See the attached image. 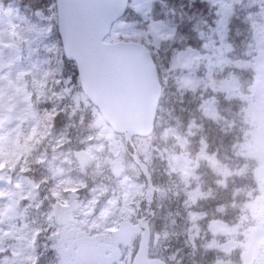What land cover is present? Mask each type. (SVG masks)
Masks as SVG:
<instances>
[{
	"label": "rangeland",
	"instance_id": "374dc122",
	"mask_svg": "<svg viewBox=\"0 0 264 264\" xmlns=\"http://www.w3.org/2000/svg\"><path fill=\"white\" fill-rule=\"evenodd\" d=\"M211 1L219 6V16L213 25V33H217L221 39L216 52L201 54L187 49L179 54L173 66L191 68L181 78L185 86H198L200 91L211 90L212 93L223 90L227 92L226 96H235L245 102L244 115L249 128L244 141L236 147L244 158L229 165L224 164L220 162L217 150L210 149L211 146L203 139L192 154L186 148V137L175 134L178 146L171 143L169 148H165L166 174L181 179L190 206L201 203L203 195L208 196L201 206L203 210L188 215L187 224L180 231L195 261L207 256L210 264H264V51L251 62H232L254 69L251 82L248 80V86L240 91L234 71L222 73L224 64L230 63L225 55L228 45L223 37L233 16L232 5L236 0ZM129 7L148 18L147 25L138 28L134 21L121 18L111 27L107 41H114L123 35L125 37L137 30L148 37L150 43H156L161 35L166 34L167 28L162 21L149 19L151 0H129ZM34 13L41 15L39 11ZM261 14L264 17V9ZM44 33V25L28 21L13 5L0 9V125L4 128L0 132V264H59L64 255L67 257L68 248L71 249L72 255L69 257L72 259L75 235L72 236L70 231L74 229V224L78 222L80 229L83 226L97 230L100 238L112 229L117 220L133 215L137 202L139 212L143 211L145 205L143 179L131 160L129 146L124 137L112 131L94 107H89L94 133L92 131L79 142H64L65 132L51 136L48 157L42 159L40 154L34 158L36 161L27 166L24 176H21L24 179L20 176L10 178L9 171L15 164V155L21 151L17 141L25 137L31 125L19 74L29 76L35 89H38L43 58L36 54V47H42L44 51L50 49V44H44L39 39ZM258 34L260 41H264V24L259 27ZM13 36L26 44L23 67H19L15 49L11 45ZM208 98L205 97L201 110L231 127L230 120L219 116L216 100ZM84 108H87L86 105ZM4 119L9 120L7 125H3ZM148 142V139L142 141L141 149L145 151V159L153 163L154 156L148 149ZM156 151L159 157L161 150L158 148ZM202 163L212 165V170L218 176L214 185L217 191L213 194L210 190L202 191L200 187L201 178L197 170ZM248 169L254 170L258 186L246 178L243 182L227 185L226 177L236 175L238 178ZM36 182L42 186L40 191L44 210L39 219L36 217L32 221L26 214L37 207L36 203L33 205L30 202L31 190L28 188ZM226 187L230 190L224 193ZM255 187H259V192L253 196ZM13 193L27 200L29 205L17 206L16 197L13 199L11 196ZM165 196L166 190L160 187L155 202L162 201ZM72 205L76 207L72 209ZM67 206L71 210L66 213ZM227 216L230 218H222ZM164 221L157 223L162 224L165 231L172 222ZM33 228L40 229L36 236L38 259L31 248ZM170 228L172 232L176 230L174 224ZM164 231L160 245L166 241Z\"/></svg>",
	"mask_w": 264,
	"mask_h": 264
},
{
	"label": "trees",
	"instance_id": "16d2710c",
	"mask_svg": "<svg viewBox=\"0 0 264 264\" xmlns=\"http://www.w3.org/2000/svg\"><path fill=\"white\" fill-rule=\"evenodd\" d=\"M10 2L33 20L36 18L34 10H39L44 20L48 19V23L49 20L54 22L49 38L52 46L47 55L40 91L31 95L32 129L29 138L23 143L26 151L44 150L49 153L51 136L65 132L66 136H70L71 140L77 142L93 131L92 115L89 113L91 112L89 107L93 106L81 92L74 62L67 60L62 54L55 26L54 0H0V7ZM263 9L264 0H236L233 3V16L228 21L223 37V41L228 45L226 56L231 61L251 62L264 51V41H260L258 34L259 27L264 24V17L261 14ZM149 16L153 21H162L167 28L166 34L161 35L158 42L150 43L148 37L137 30L134 33H128L125 37L124 35L120 37V39H135L147 46L157 65L162 85L155 130L148 138L153 154L155 152L153 145L161 150V164H151L149 168L154 182L166 189L163 200L166 210H164L167 214L174 215L176 230L169 237V245L177 248L178 253L179 250L183 252L181 255H186L181 257V263L210 264L207 262V256L200 261H195L193 256L189 258L192 251L180 234L187 224L188 215L195 213L193 211H202L201 206L208 196L202 198L201 203L197 205L188 204L181 179L176 175L166 174L165 148H169L171 143L176 142L175 134H178L187 138L186 148L192 154L195 153L199 141L204 139L211 146L210 149L217 150L218 158L224 164L229 165L243 159L244 157L236 153L234 145L244 141L245 133L249 128L244 115L245 102L237 97H228L221 91L212 93L211 90L200 91L186 88L179 79L187 69L172 67L177 56L187 49L202 54L216 52V46L221 42L219 35L213 33L215 19L219 16L218 4L211 0H151ZM123 19L134 21L138 28L145 27L148 23V20L140 13L131 9L126 11ZM229 69H226V72ZM233 71L241 78L242 90H244L249 84L248 80L250 82L252 80L254 69L251 66L233 67ZM207 96H215L220 115L230 120L231 127L211 120L201 110V103ZM144 140L147 138L133 137L141 154L144 152L141 149V143ZM254 164L252 161L253 168ZM197 172L200 174L203 190H210L211 194L215 193L217 189L214 181L218 179V176L206 163H202ZM253 174L254 170L248 169L238 178L232 175L235 177H226L225 181L227 185L236 181L243 182L246 179L256 183ZM39 185L42 188L41 183ZM229 190L226 187L223 192ZM41 196L42 194L39 193L35 200L39 202L37 205L39 214L43 210ZM222 218L228 219L230 216ZM33 246L38 249L36 236L33 239Z\"/></svg>",
	"mask_w": 264,
	"mask_h": 264
},
{
	"label": "water",
	"instance_id": "95a60500",
	"mask_svg": "<svg viewBox=\"0 0 264 264\" xmlns=\"http://www.w3.org/2000/svg\"><path fill=\"white\" fill-rule=\"evenodd\" d=\"M55 2L63 53L76 63L82 92L99 109L113 130L124 133L128 140L132 135L151 133L161 85L150 53L137 41H104L112 23L123 15L128 0ZM133 158L147 178L148 209L137 224L122 221L113 234L126 243L132 234L142 231L132 264H165L160 259L147 257L152 181L146 164L140 160L135 149ZM94 245L91 240H84L78 250L80 258L86 264H106L100 259L102 247L95 248Z\"/></svg>",
	"mask_w": 264,
	"mask_h": 264
},
{
	"label": "flooded vegetation",
	"instance_id": "af4514ba",
	"mask_svg": "<svg viewBox=\"0 0 264 264\" xmlns=\"http://www.w3.org/2000/svg\"><path fill=\"white\" fill-rule=\"evenodd\" d=\"M7 85L10 86V84H7ZM43 159H44V157H43ZM65 212L67 213L66 210H65ZM74 225H75L74 229L70 231V234H72V236L75 235V237L73 239V246H74V248H76L77 236H80V235L86 233L87 230L82 229V228L81 229L78 228L80 226H78L77 223ZM90 233L93 234V231H91ZM100 240H101V242L106 241L104 239H100ZM135 243H136V238H134V237L132 239V247L123 246L121 243H117L113 249H106L103 256L105 259L110 261V264H129V262L134 257L135 248H136ZM153 245L157 246V242L153 243ZM150 248H151V246H150ZM66 253H67V257H65V255H64L62 261L59 264H83L82 262H80V260H78L75 253L73 254L72 259L69 257L72 255L71 249L68 248L66 250ZM111 253H113V254H111Z\"/></svg>",
	"mask_w": 264,
	"mask_h": 264
}]
</instances>
